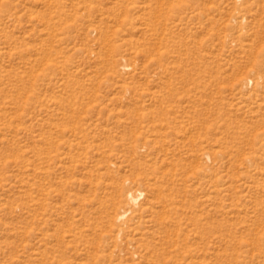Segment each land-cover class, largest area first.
I'll use <instances>...</instances> for the list:
<instances>
[{"label": "rangeland", "instance_id": "1", "mask_svg": "<svg viewBox=\"0 0 264 264\" xmlns=\"http://www.w3.org/2000/svg\"><path fill=\"white\" fill-rule=\"evenodd\" d=\"M0 264H264V0H0Z\"/></svg>", "mask_w": 264, "mask_h": 264}, {"label": "bare ground", "instance_id": "2", "mask_svg": "<svg viewBox=\"0 0 264 264\" xmlns=\"http://www.w3.org/2000/svg\"><path fill=\"white\" fill-rule=\"evenodd\" d=\"M154 191V190H153ZM153 194V193H152ZM155 194V193H154ZM156 195V194H155ZM132 198V197H131ZM133 202H135L136 200L135 199H131ZM131 203V202H130ZM125 212V211H124Z\"/></svg>", "mask_w": 264, "mask_h": 264}]
</instances>
